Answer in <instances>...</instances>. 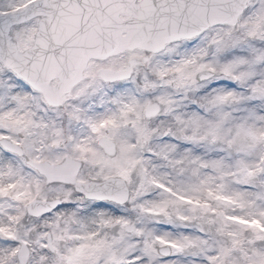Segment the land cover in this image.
Instances as JSON below:
<instances>
[{
	"label": "snow or ice",
	"instance_id": "snow-or-ice-1",
	"mask_svg": "<svg viewBox=\"0 0 264 264\" xmlns=\"http://www.w3.org/2000/svg\"><path fill=\"white\" fill-rule=\"evenodd\" d=\"M0 264H264V0H0Z\"/></svg>",
	"mask_w": 264,
	"mask_h": 264
}]
</instances>
